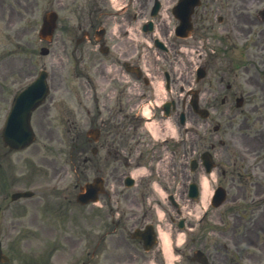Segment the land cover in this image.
<instances>
[{"label":"flooded vegetation","instance_id":"1","mask_svg":"<svg viewBox=\"0 0 264 264\" xmlns=\"http://www.w3.org/2000/svg\"><path fill=\"white\" fill-rule=\"evenodd\" d=\"M18 1L19 3L21 2V0ZM98 1L96 0V4ZM209 1L211 2L212 0ZM147 5V1L143 0L140 3V8H146ZM212 6V3H206L195 10L192 18L193 33L200 29V34L204 36L207 32L205 24L208 26L214 25L212 16L215 9H212ZM231 6L236 17L235 24L232 27L234 29L233 34L237 37V42L233 43V46L230 45V48L224 47V54L228 57V60L220 74L212 77L210 74L211 62L208 58H204L202 65L207 70L206 75L196 78L193 82V89L199 106L209 109L211 114L215 113L218 108L216 106L217 101H219V105L228 106L229 103L233 104L231 100L241 95V93H238L240 91L241 67L235 70L232 69L231 59L233 54L231 49L238 53L236 60H241L242 62L243 59L245 60L249 57L246 52L248 41L253 43L254 37L258 33L255 30L256 22L248 13L245 14L241 11V5L230 4L229 7ZM218 8L222 10L224 5L220 3ZM94 10L96 11L94 12ZM98 10L93 6L88 10L87 20H83L84 28L103 27V33L98 38L90 35L89 31L83 32V34H87L83 35V58L84 56L89 58V63L83 66V118L86 123L93 124L97 130L96 146L93 148L96 157L95 164L99 170L105 166L110 168L116 183L120 185L123 181L122 176L125 174V170L132 167L131 163H135V165L144 163L154 170L156 177L163 185L170 186L173 189L176 188L175 185L181 182L179 187L181 188L182 186V188L174 190V194L184 202V200L188 199V185L184 188L186 182L195 183L199 190V181L203 177H208L207 180L210 182L211 178L209 175L212 173L215 181L217 178L215 170L218 169V172H221L220 164H214L208 171L205 166L207 164L204 163L203 159H212L213 156L220 153L219 145L224 144V141L216 134V131L225 129V125L221 127L213 124L211 114L206 119L194 115L193 127L197 129L203 128V131L194 132L193 138L188 143L184 142L182 138L174 140L167 136L161 137V141L152 140V136L142 128L144 120L135 116V109L140 102L152 98L148 85L137 82L141 80L140 77L134 71L129 70L130 65L134 64V61L130 60V58L135 56V44L126 38L113 39L105 27L109 22L107 21L109 16ZM217 21L220 23L225 21L227 26H229L230 22L228 18L227 20L222 18ZM155 27L156 33L169 43L168 45L173 51H177L179 47L170 37L171 23L165 19H159L156 20ZM222 44L221 40L217 38L213 44V51L215 52V50L222 48ZM237 66H240L239 63H237ZM112 69L114 71L109 73ZM173 79H175L174 82L170 80L171 86L173 87L174 84L173 90L176 92L175 108L173 109L176 110L177 105L180 104L183 110L186 106L183 96L181 99L177 97L178 91L183 89L181 86L183 80L182 78ZM178 86L180 87L177 89ZM137 90L140 91L139 95ZM166 91H169V85L166 86ZM255 106L253 105V107ZM224 114H226L224 110L220 111L221 117ZM227 117L230 123L232 116L227 115ZM263 123L264 120L256 123L246 122L242 125L246 130L242 132L238 141L247 153H258L261 159L257 164L250 166L245 163L234 164L231 170V178H248L250 177L249 172L253 171L264 173V153H259L264 143V137L262 138L260 131L264 127ZM252 124H255L254 130L251 127ZM160 134L163 135V133ZM84 136L86 140H89L85 132ZM216 143L218 146H216ZM186 147H188L189 154L195 155V164L192 170L190 165H185L182 160L177 164L179 150L181 148L186 150ZM93 149H90V151H93ZM88 150L89 148L83 147V160L85 162L89 160ZM221 154L224 153L221 151ZM90 160L92 159L90 158ZM223 173L224 171H222ZM169 194L171 196V192ZM188 200L190 201V199ZM169 219L177 226L176 229L178 230L179 222H175L172 217ZM208 219L210 220V217L205 218L204 214L197 222L185 216L180 219L183 226L195 225L200 231V233H196L190 238L192 245L190 250L198 248L204 252L210 251L211 239ZM188 247L189 245L186 248L188 249ZM186 248L180 250V257L184 256L183 251ZM218 260L222 264H226L227 255L219 256ZM181 263L183 262L181 261Z\"/></svg>","mask_w":264,"mask_h":264},{"label":"rangeland","instance_id":"2","mask_svg":"<svg viewBox=\"0 0 264 264\" xmlns=\"http://www.w3.org/2000/svg\"><path fill=\"white\" fill-rule=\"evenodd\" d=\"M44 7V5L42 3L39 4V11L35 12V17L38 18L39 13L42 15V8ZM29 15H27L24 20H23V33L20 36L21 40H22V45L24 46V52L22 53V55H19L21 58V62H18L16 60V55L18 53L17 49L14 52V54H12V57H9L8 59V77L11 76V74L13 73V77L12 79L17 78V82L15 81V83L18 84H23L29 81V79H32L36 73L38 72V69L42 66L45 65L46 68H48V65H50V62H56L59 58L57 56V54L54 52H51L49 55L47 56H41L38 52V49H36V46L40 44V42L38 41V27H39V23H36V19L33 17H29ZM28 19V20H27ZM34 24V25H32ZM13 30L15 31L16 29L13 28ZM14 31H10L9 32V36H8V41H12L15 38V32ZM3 40V36H2V31H0V41ZM8 48H15L14 45H9ZM52 51V50H51ZM11 58V59H10ZM72 60H66L64 57L61 59V64L58 67V71L62 74L63 77V81L64 82H69L70 78L67 76V74L69 73V69L72 66ZM15 72L19 73V77H16ZM3 77V76H2ZM2 81V80H1ZM9 82V81H8ZM12 82V80H10V83ZM64 144H60L61 148H64ZM15 154L14 157H16ZM26 155V153H22L21 156ZM7 209L9 208H4L2 209V213H3V220L6 219L7 223H9V221H20V219L22 218L21 216H17L16 212L17 210L13 209L11 210V213H13V219L10 217L9 212L8 213H4L3 211H8ZM35 214L34 212L31 213L32 216L30 215H25L23 217H29V220H35V216L33 215ZM25 221V219H24ZM13 222V224H14ZM10 229H4V231H8ZM14 229H12V231H8L6 233V235H2V238L5 241H10L12 240V236L14 235L13 232ZM99 231L97 232L96 227H94L93 229H91V234H89L88 236H86L85 238H83V261L85 260H89L90 259V251L92 250V242L96 239V237L98 236ZM256 236V238H255ZM252 236V241L254 245L256 243L258 244H262L264 246V233L263 232H259L258 236L255 235ZM237 239H240V236L236 237ZM234 240L232 239L231 243H233ZM242 249H246L247 251H257L255 248L253 247H245L244 244H241ZM232 250H234V248H231ZM66 250H64V256L61 257V259H67L69 256L68 254L65 252ZM73 251H76V253H73L72 255L74 256V260H77L79 257V245L77 244L74 248ZM62 252V253H63ZM70 254V253H69ZM29 255V254H28ZM57 257H53V259H56ZM257 261H261L260 263H256V264H264V251H262V253H259V259H257ZM13 264H33L32 260L25 258L22 255L19 254H15L14 253V262ZM78 264H80V261L78 262ZM83 264H90V261H85L83 262Z\"/></svg>","mask_w":264,"mask_h":264}]
</instances>
